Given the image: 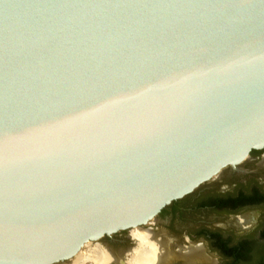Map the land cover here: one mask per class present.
Listing matches in <instances>:
<instances>
[{
	"label": "water",
	"instance_id": "obj_1",
	"mask_svg": "<svg viewBox=\"0 0 264 264\" xmlns=\"http://www.w3.org/2000/svg\"><path fill=\"white\" fill-rule=\"evenodd\" d=\"M264 149V0H0V264L141 229Z\"/></svg>",
	"mask_w": 264,
	"mask_h": 264
},
{
	"label": "flooded vegetation",
	"instance_id": "obj_2",
	"mask_svg": "<svg viewBox=\"0 0 264 264\" xmlns=\"http://www.w3.org/2000/svg\"><path fill=\"white\" fill-rule=\"evenodd\" d=\"M155 220L140 229L152 234L147 249L157 254L155 264H186L183 254L193 249L205 252L198 264H264V149L173 202ZM139 242L133 230L121 231L88 245L87 257L58 264H96L91 250L100 245L111 255L106 264H138L145 249Z\"/></svg>",
	"mask_w": 264,
	"mask_h": 264
},
{
	"label": "bare ground",
	"instance_id": "obj_3",
	"mask_svg": "<svg viewBox=\"0 0 264 264\" xmlns=\"http://www.w3.org/2000/svg\"><path fill=\"white\" fill-rule=\"evenodd\" d=\"M156 221V220H155ZM142 230H144V229H142ZM140 231V229H135V230H133V236H135L136 238H138L139 239V241L141 242V244L140 245H142V246H145V249H141L140 250V252L141 253H139V255H138V264H152V262H153V259L154 260H156L157 259V254L155 253V252H153L152 250L151 251H149L148 249H147V245L149 244V242H150V237L152 236V234L150 233V232H148V231ZM154 234V233H153ZM157 234V233H156ZM155 235V234H154ZM156 236V235H155ZM159 241V240H158ZM165 241V240H164ZM139 242V243H140ZM152 244V243H151ZM91 246V245H90ZM95 246V245H94ZM96 246H97V244H96ZM101 246V245H100ZM99 246V247H100ZM99 247L96 249L95 248V251H93V250H91L93 253H92V255L90 256V254H89V256L92 258L93 257V260H95L96 261V264H106V263H108L109 261H110V259H111V255H109L108 253H105V250H102V249H99ZM87 248V247H86ZM198 248V247H197ZM92 249V248H91ZM94 249V248H93ZM105 249V248H104ZM170 251V250H169ZM165 252V254L166 253H171V252ZM91 253V252H90ZM169 254H166V255H168V256H171V257H173V255L172 254H174V253H171L170 255ZM134 255H136V254H134ZM165 255V256H166ZM83 256L84 257H87V256H85V253H82V254H80V255H78L76 258L78 259V260H80V259H83ZM164 256V257H165ZM167 256V259L169 258L170 259V257H168ZM90 257H88V258H90ZM206 258V255H205V252H204V250H202V249H193V250H190V251H188L186 254H183V259H185L186 261H184V262H186V264H198V262L200 263V262H202L204 259ZM77 259H75V260H77ZM85 259V258H84ZM137 259V258H136ZM166 259V260H167ZM74 260V261H75ZM73 261V262H74ZM89 261V260H88ZM91 261H92V259H91ZM206 261H207V259H206ZM76 262V261H75ZM155 263H156V261H154ZM153 262V263H154ZM205 262V261H204ZM154 263V264H155Z\"/></svg>",
	"mask_w": 264,
	"mask_h": 264
},
{
	"label": "rangeland",
	"instance_id": "obj_4",
	"mask_svg": "<svg viewBox=\"0 0 264 264\" xmlns=\"http://www.w3.org/2000/svg\"><path fill=\"white\" fill-rule=\"evenodd\" d=\"M89 248H90V246L89 247L87 246V248H85V250L82 253L89 251Z\"/></svg>",
	"mask_w": 264,
	"mask_h": 264
}]
</instances>
